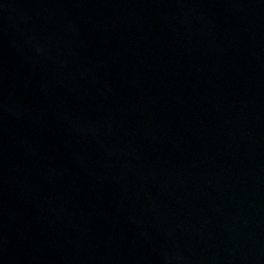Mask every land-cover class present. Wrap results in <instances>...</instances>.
<instances>
[{
    "label": "water",
    "instance_id": "95a60500",
    "mask_svg": "<svg viewBox=\"0 0 264 264\" xmlns=\"http://www.w3.org/2000/svg\"><path fill=\"white\" fill-rule=\"evenodd\" d=\"M0 264H264V0H0Z\"/></svg>",
    "mask_w": 264,
    "mask_h": 264
}]
</instances>
